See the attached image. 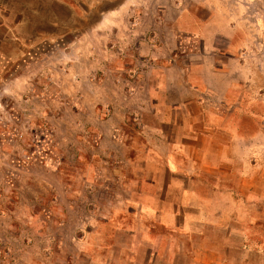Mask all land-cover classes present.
<instances>
[{"label":"rangeland","instance_id":"374dc122","mask_svg":"<svg viewBox=\"0 0 264 264\" xmlns=\"http://www.w3.org/2000/svg\"><path fill=\"white\" fill-rule=\"evenodd\" d=\"M211 63L254 77L262 96L247 83L222 104L204 87ZM173 66L204 97L190 110L199 128L263 129L264 0H0V264H169L156 245L115 236L112 172L148 144L132 115L113 146L112 115ZM216 105L221 117L209 115ZM150 230L152 241L167 234Z\"/></svg>","mask_w":264,"mask_h":264},{"label":"crops","instance_id":"0c3cea01","mask_svg":"<svg viewBox=\"0 0 264 264\" xmlns=\"http://www.w3.org/2000/svg\"><path fill=\"white\" fill-rule=\"evenodd\" d=\"M236 61L243 70V55ZM212 66L204 67V87L222 104L247 83L252 84L254 99L262 96L254 77L242 80L239 74L223 75ZM179 69L169 67L151 86L131 91V103L130 98L113 102L112 145L124 144L120 131L132 115L140 120L148 144L143 152L135 150L142 159H132L127 148L124 173L112 169V196L116 188L120 194L112 200L115 236L128 234L136 246L156 245L157 260L169 264H264V128L257 124L249 137L227 123L199 128L190 110H198L194 107L204 97ZM217 79L224 83L218 85ZM215 108L220 111L209 115L221 117L226 110ZM177 113H182L180 121ZM154 164L157 170H152ZM203 180L206 189L200 185ZM155 226L167 234L152 241L149 229ZM113 257L132 254L125 250L113 252Z\"/></svg>","mask_w":264,"mask_h":264}]
</instances>
